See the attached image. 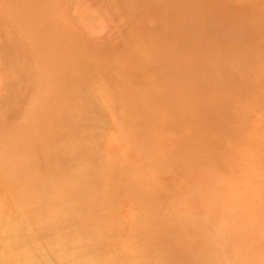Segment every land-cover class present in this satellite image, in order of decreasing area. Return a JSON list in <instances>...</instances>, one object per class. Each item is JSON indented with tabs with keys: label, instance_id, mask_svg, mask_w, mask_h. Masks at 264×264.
<instances>
[{
	"label": "rangeland",
	"instance_id": "obj_1",
	"mask_svg": "<svg viewBox=\"0 0 264 264\" xmlns=\"http://www.w3.org/2000/svg\"><path fill=\"white\" fill-rule=\"evenodd\" d=\"M69 1L0 0V218L25 258L60 264L69 236L26 221L62 209L33 202L32 177L70 176L60 146L93 143L108 162L79 176L98 187L90 259L264 264V0ZM69 61L81 73L53 92Z\"/></svg>",
	"mask_w": 264,
	"mask_h": 264
},
{
	"label": "bare ground",
	"instance_id": "obj_2",
	"mask_svg": "<svg viewBox=\"0 0 264 264\" xmlns=\"http://www.w3.org/2000/svg\"><path fill=\"white\" fill-rule=\"evenodd\" d=\"M92 2L94 3L93 0H92ZM101 3H104V1ZM101 3H100V5H101ZM22 7H24V5ZM97 7L100 8L99 5H97ZM176 30H177V28L174 26L166 27V29H165V31L167 33H169V38L176 32ZM70 63H71V61L67 62V66L61 69V75L58 74V75H60V77L58 75L57 76L55 75V77H54L55 84L51 85L53 92H56V90H54V88H58V90H60V91H62L63 88L69 89L70 86L67 84V80H68L69 76L72 74H75V73H78V74L81 73V70H78V68H77L79 66L74 65V64L71 66H68V65H70ZM58 73H60V72H58ZM56 78H57V81H56ZM94 90H96V89H94ZM108 110H109V108H108ZM63 115H64V112L62 110L60 112L57 111L56 113H53L52 116H49L48 122H49V125L52 127L53 130L56 129V123L58 120H60L63 117ZM68 115L70 117L72 115V113L70 111H68ZM61 130H62V127H60L58 125L57 126V132L59 134H61ZM76 146L74 145L71 148H66L65 143H63V146H60V147H62V149H59L60 151H58V153L60 155L63 154L62 160L65 161L67 164H69L66 166H70V167L75 169V170H72V173L70 172L71 173L70 176L55 177L54 179H49V178L42 179L41 177L36 175L35 177H32V178L37 182V184L29 185V186H33L35 189V191H34L35 201H33V202H38L41 199H42L41 202H43L44 200H46V198H45L46 195H48L50 200L54 196H59L58 202H59V204H61L62 209L56 215L63 217L64 221L60 220V221L55 222L53 217H55L56 215L55 216L50 215V214H53L56 212L55 211L56 208H54L53 211H51V212H45L44 210L38 209V207H35L33 209L34 210L33 212L27 213V215L29 214L28 215L29 218L26 217V221L32 220L33 223H36L37 221L41 222L43 220V216L46 215V216H49V218H51V220H50L51 223L48 224L46 222L47 224H45V227L48 231L52 230V231L58 233L61 229L65 230V229H67L66 226L68 227V229H67L69 231V232L67 231L69 234L68 238L66 236L65 237L66 239H62L63 241H59L57 243L54 242L53 244H51V246L58 248V249L56 248L58 251H57V253L56 252L55 253L57 254L58 262L60 264H72L73 262L75 264V260L77 261V259H75L72 252L76 248L78 249V253L80 254V256H78V253H77L76 257L81 258L83 256L86 260V261L83 260V262L79 261V262H81V264H96L97 262H102V264H110L108 262L114 258L112 256L114 253H111L110 258H106V257L110 256L109 255L110 253L109 252L107 253L106 249L104 250V252L106 251L107 256L103 252L102 254H104L105 256H102L103 258L101 256H99L98 259L100 260V257L102 259L100 261L96 259V262L93 260V257H91L92 259H90L89 258L90 256L88 257L85 254V252L91 246L87 243V240L91 239V237L96 235L98 233L97 231H99V229H100L99 228V224H100L99 220L100 219L98 220L97 218H95L92 210H90L87 206H85L86 204H92V202L98 196L96 194L97 193L96 190H98V187L97 186L90 187L89 185H82L81 184L82 179L79 177L81 174H84L86 172L82 176V178H86L87 176L95 174L97 168L104 167L106 165L108 160L103 158L105 146L104 147L103 146L102 147H98V146L95 147L93 145V143L91 144V146L89 144L88 145L79 144L77 149H76ZM79 150H81V153L76 154L77 151H79ZM54 153L56 154V152H54ZM85 154H87V155L84 159ZM67 155L73 156L72 158H74V159L77 158L75 163H70V161H67V159H68ZM78 166H82V169L84 171L83 173L81 171H78V169H77ZM74 183L79 184V187L76 188L75 190L68 187V185L73 186ZM98 193H99V191H98ZM23 200L27 206L30 205L29 201H28V197L25 198V195H24ZM51 201H53V200H51ZM0 215H3V214L0 212ZM3 216H6V215H3ZM13 216L12 217L9 216V217L13 218ZM14 219L17 220L16 217L13 218V220ZM94 219H96L98 221V223H97V221H93ZM23 220H24V222H26L25 218ZM8 223H9L8 219H6L4 217L0 218V253H2L4 256H6V257H4L0 254V264H37V263L33 262L34 258H32V257L30 258V260L33 259V261H29L25 258V256L28 254V252L26 254V252H24V250H21L22 249L21 246L17 243V234H19L18 231L20 232V226L21 225L17 226L12 221L11 223L12 224L14 223V226H16V227H13L10 230H8L7 226L9 227V225H10V224L8 225ZM18 224H21V223L19 222ZM40 228H42V227L37 225V227L35 228L36 233H37V231L40 233H42V232L46 233L44 230H41ZM22 232H23V230H22ZM26 233L28 236L32 234V233L30 234V231L28 234L27 230L25 231V233L23 232V234H26ZM36 233H34V234H36ZM64 233H65V231H64ZM34 234H32V235H34ZM20 235H22V234L20 233ZM32 235L30 237H34V238L36 237L35 235L34 236H32ZM64 235H66V234H64ZM34 238H33V240H36V241H34L33 244L35 242L39 241V240H37L39 237L36 239H34ZM30 239H32V238H30ZM52 241H54V240H52ZM35 245L37 246V244H34V247H35ZM51 246H50V249H51ZM24 254H26V255H24ZM84 254L86 257L84 256ZM38 256H39V254H38ZM97 257H98V255L95 258H97ZM114 260L115 259H113L112 261H114ZM119 261L117 258V262H118L117 264H129V263L130 264H139V262H135V261L131 262L132 260H130V262L128 263L127 262L128 259H126L125 261L124 260L123 261L119 260ZM42 262H44V261H42ZM79 262H76V263L80 264ZM123 262H127V263H123ZM114 263L116 264L115 261H114Z\"/></svg>",
	"mask_w": 264,
	"mask_h": 264
}]
</instances>
